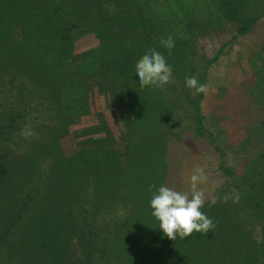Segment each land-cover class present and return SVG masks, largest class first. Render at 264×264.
<instances>
[{
    "label": "rangeland",
    "instance_id": "374dc122",
    "mask_svg": "<svg viewBox=\"0 0 264 264\" xmlns=\"http://www.w3.org/2000/svg\"><path fill=\"white\" fill-rule=\"evenodd\" d=\"M172 4L170 0L168 9L159 8L158 16L169 17L166 32L176 42L172 49H182L185 68L180 75L172 73L171 82L162 87L141 88L170 109L169 124L161 122L157 128L167 163L161 185L187 191L190 176L202 168L208 177L200 185L206 194L202 211L220 215L213 223L225 229H216L214 236L210 231V240L202 243L180 241L178 259L187 264H264V149L260 156L263 146L254 138L245 145L249 132L264 119V16L248 34L231 38L228 24L196 27L207 15L194 6L186 17L192 25L176 27ZM252 7L264 10V0L247 2L246 8ZM68 13L56 16L63 28L59 43L43 53L31 42L30 64L10 61L0 48V264H42L39 253L58 257V264L126 262L113 250L112 238L124 233L123 225L134 219L136 209L112 179L95 190L97 156L93 159L89 149L107 145L123 158L122 147L134 134L118 118L122 95L116 89L122 88L113 83L126 89L125 79L135 66L127 63L129 74L125 69L116 74L122 67L115 58L100 55L113 46L111 41L107 48L99 43L100 26L89 20L73 24ZM208 18L215 20V12ZM19 33L13 34L16 45L22 43ZM128 41L125 52L134 55ZM171 63L175 69L182 66L178 60ZM191 76L208 86L206 93L186 86ZM26 125L35 133L29 139L21 135ZM233 192L238 202H233ZM226 194L227 202L209 206L212 195ZM53 209L64 214V222L51 215ZM249 254L252 262L246 259Z\"/></svg>",
    "mask_w": 264,
    "mask_h": 264
},
{
    "label": "trees",
    "instance_id": "16d2710c",
    "mask_svg": "<svg viewBox=\"0 0 264 264\" xmlns=\"http://www.w3.org/2000/svg\"><path fill=\"white\" fill-rule=\"evenodd\" d=\"M251 1L197 0L193 2L192 0H173L171 14L174 15V20L172 24L176 27L192 25L186 20V17L192 13L194 6L197 12L202 10L199 13L204 14V17L207 15V20L199 21L196 27L207 24L219 27L228 24L229 27H233L231 38H235L236 35L248 34L250 28L264 16V10L256 12L252 10L253 7L246 8L247 2ZM253 1L258 2V0ZM106 2L107 5H104ZM169 2L170 0H0V48L4 54L8 55L10 61L22 60L26 64H30V61L27 60L31 55L29 48L33 44L36 47H41L45 53L47 48L55 46L59 43L58 41L62 40L60 35L63 28L56 21V16L58 13L69 12L67 19H74L73 24L76 21L86 24V20H89L88 22L91 21V24L93 22L95 27L100 26L102 33L99 36V43L104 48L110 47V41L113 43L110 50L103 51L100 55L115 58L116 66L122 67L121 70H117L116 74L123 72L124 69L127 74H136L135 67H132L134 70L131 69L129 72L127 63L135 66V59L139 60L150 48H153L164 55L169 65L172 64L171 61H181L182 66L179 68L181 70L175 69L172 65L173 73L180 75V72H183L185 68L182 64V49L175 50V47L169 54L168 50L166 51V48L159 43L161 38H167L170 35L166 32L169 17L158 16L161 14L159 8L161 10L168 9ZM179 10L182 11V14H179ZM213 12H215V20L208 18ZM16 30L20 32V41H22L20 45H16L17 40L13 37ZM170 32L172 34V31ZM136 37L137 42L134 40ZM129 39L131 40L128 41ZM127 41L129 46H133L135 56L125 52V49H128L124 46ZM174 43L176 44L175 41ZM139 45L141 46L139 47ZM127 55L130 57V62H126ZM131 74L128 75L129 79H125V83L128 85L127 91L117 82L113 83L114 86L122 88L116 89L122 95L117 99L118 118L127 122L123 125L130 129L132 135L134 134L132 139L122 147L123 150L125 149L123 158L116 148L111 150L107 145H104L103 148H93L97 149V153L93 149H89L94 153L93 159L97 156L93 164L97 169L93 178L95 190L99 187L104 188V182L108 181L109 184L112 179L110 182L120 187V195L125 200H130L134 204L132 208L136 209L132 213L134 219L128 220L127 224L123 225L124 233L118 236L114 235L116 237L112 238L114 242L111 246L113 250L122 254L124 257L122 260H126L125 264H187L188 261L178 259L182 254L179 253L177 247L179 242H184V245L195 241L202 243L206 238L210 240L208 235L210 232L207 235L194 232L183 240H178L179 237L176 240H169L160 230L159 221L151 215L152 209L149 206L151 193H149L148 187L153 183L157 187L161 186L167 168L163 155L165 145L164 142L162 146L160 143L158 144L157 128L161 122L169 124L171 121L170 109L167 108L168 104L165 101H161L154 95H146L141 91L138 76ZM192 104L198 114V103L193 102ZM197 118L201 119L199 114ZM246 138L245 145L253 143L252 139L254 138L260 146H263L259 149L261 156L264 149V144H262L264 142V119L260 121L253 133L249 132ZM109 169L111 173H107ZM222 170L226 174H230V171L223 166ZM49 215L46 216L49 217ZM51 215L58 216L61 218V222H64L62 219L64 214L60 216L57 209H53ZM206 215L217 222L216 216L221 218L220 215L212 214V211ZM218 228L219 231L225 230L216 224L215 228L211 230L212 236ZM204 254L209 256V253ZM37 258L42 260V264H58V257H46L45 253L37 254ZM246 259L252 262L250 254ZM197 262L201 263V261Z\"/></svg>",
    "mask_w": 264,
    "mask_h": 264
},
{
    "label": "clouds",
    "instance_id": "9594fccd",
    "mask_svg": "<svg viewBox=\"0 0 264 264\" xmlns=\"http://www.w3.org/2000/svg\"><path fill=\"white\" fill-rule=\"evenodd\" d=\"M159 43L171 54L174 41L171 36L161 38ZM135 72L141 88L146 86L162 87L172 80L173 68L168 64L164 55L153 48H150L135 64ZM187 87L194 89L197 94L206 93L208 86L198 83L195 76L187 77L185 80ZM21 135L24 139H29L35 135L30 126H25ZM208 177L202 168L197 167L190 176V187L187 191H178L172 187L155 183L149 185L148 191L151 193L149 206L152 209L151 215L159 221V228L169 240H181L191 236L194 232L200 235H207L215 228L213 220L203 211L206 201L205 191L200 187L207 182ZM217 183H221L218 181ZM229 195L217 197L212 195L210 205H215L219 201L227 202ZM233 202H238L239 195L233 192Z\"/></svg>",
    "mask_w": 264,
    "mask_h": 264
}]
</instances>
